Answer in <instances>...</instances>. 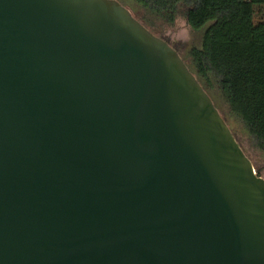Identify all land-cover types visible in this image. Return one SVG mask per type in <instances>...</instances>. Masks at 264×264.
<instances>
[{
	"label": "water",
	"instance_id": "obj_1",
	"mask_svg": "<svg viewBox=\"0 0 264 264\" xmlns=\"http://www.w3.org/2000/svg\"><path fill=\"white\" fill-rule=\"evenodd\" d=\"M0 264H264V179L118 0H0Z\"/></svg>",
	"mask_w": 264,
	"mask_h": 264
},
{
	"label": "trees",
	"instance_id": "obj_2",
	"mask_svg": "<svg viewBox=\"0 0 264 264\" xmlns=\"http://www.w3.org/2000/svg\"><path fill=\"white\" fill-rule=\"evenodd\" d=\"M134 1L167 24L181 16L202 31L201 46L190 50L189 63L183 61L209 96L219 91L264 154V19L255 20L264 17V0Z\"/></svg>",
	"mask_w": 264,
	"mask_h": 264
},
{
	"label": "rangeland",
	"instance_id": "obj_3",
	"mask_svg": "<svg viewBox=\"0 0 264 264\" xmlns=\"http://www.w3.org/2000/svg\"><path fill=\"white\" fill-rule=\"evenodd\" d=\"M121 2V4L125 6L140 23L145 25L151 33L165 40L179 53L186 63H189L188 54L190 50L201 46L202 31H193L181 16L176 19L174 24L170 25L138 6L134 0H125V2ZM260 19H264V17L260 15L255 16V20ZM210 97L221 115L228 122L235 139L247 157L251 160L255 170L258 171L260 176L264 179V154L253 145L244 126L231 116L228 106L224 102L219 91L217 89L213 90Z\"/></svg>",
	"mask_w": 264,
	"mask_h": 264
}]
</instances>
